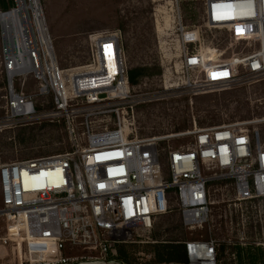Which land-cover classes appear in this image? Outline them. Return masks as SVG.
I'll return each instance as SVG.
<instances>
[{"label":"built area","instance_id":"2783aa9c","mask_svg":"<svg viewBox=\"0 0 264 264\" xmlns=\"http://www.w3.org/2000/svg\"><path fill=\"white\" fill-rule=\"evenodd\" d=\"M201 1L204 25L178 28L190 87L205 93L263 78L264 0ZM26 14L4 33L6 122L35 120V99L49 96L46 118L61 117L74 138L69 151L0 165V217L7 223L1 241L20 243L17 264H127L116 257L118 246L138 229L150 231L159 216L177 210L186 229L202 228L217 179L233 183L238 201L264 200L257 129L236 122L141 137L135 108L145 101L133 94L121 37L91 35L89 62L65 70L39 13L29 7ZM213 31L224 37H210ZM31 83L34 95L25 92ZM79 126L84 142L75 134ZM186 135L187 145H163ZM182 245L185 259L176 264H221L215 239Z\"/></svg>","mask_w":264,"mask_h":264},{"label":"rangeland","instance_id":"374dc122","mask_svg":"<svg viewBox=\"0 0 264 264\" xmlns=\"http://www.w3.org/2000/svg\"><path fill=\"white\" fill-rule=\"evenodd\" d=\"M45 17L61 68L86 65L90 58L89 37L99 33L118 34L128 69L148 67L146 75L132 86L133 94L144 103L135 108V126L141 137L177 135L197 128L245 122L257 129L264 143V77L249 80L227 90L200 93L188 83L181 64L182 24L193 30L203 23L201 0H37ZM30 4V0H26ZM17 6V0H0V165L17 160L34 159L71 150L73 132L66 129L61 117L46 118L52 112L51 98H36L38 117L28 123L6 122V74L2 65L4 30L1 16ZM5 10V11H4ZM206 30V29H204ZM211 36L223 34L208 32ZM213 34V35H211ZM191 35V34H190ZM238 49L243 44L237 45ZM190 50H194L190 46ZM231 54V53H230ZM229 57L224 54L222 58ZM31 83L27 94H36ZM77 117V123H81ZM76 136L84 142L86 133L79 126ZM192 136L173 137L164 146L187 145ZM210 205L207 223L188 230L177 210L159 216L153 228L138 229L129 241L120 244L123 256L116 257L127 264L157 263L156 252L166 253L164 246L182 244L187 239L212 238L218 249L225 245L221 264L234 263V248L264 250V200L238 201L234 185L229 180H214L210 184ZM2 196L0 191V209ZM7 223L0 217V262L17 264L19 242L4 245ZM180 246V245H179ZM22 252L25 244H21ZM175 253L177 250L169 249ZM165 257L168 255L164 254Z\"/></svg>","mask_w":264,"mask_h":264},{"label":"trees","instance_id":"16d2710c","mask_svg":"<svg viewBox=\"0 0 264 264\" xmlns=\"http://www.w3.org/2000/svg\"><path fill=\"white\" fill-rule=\"evenodd\" d=\"M5 11V10H4ZM151 69L148 67H134L131 69H128V78L129 83L131 86L137 85L142 78H144L146 75H151L150 72ZM180 245V246H179ZM175 249L177 250V253L175 256H173L175 253L172 251V253L169 251V249ZM123 247L119 246V253L121 256H123L122 252ZM163 249H165L166 253H159L156 252V259L154 260L157 263H164V262H182L185 259L184 251H183V245H173V246H164ZM225 250V245L218 249V260L220 261L222 259L223 251ZM236 261L235 264H264V250L263 249H255V254L251 251V248H242L241 246L237 245L233 250ZM168 255V257H165V255ZM227 264H234V263H227Z\"/></svg>","mask_w":264,"mask_h":264},{"label":"bare ground","instance_id":"6f19581e","mask_svg":"<svg viewBox=\"0 0 264 264\" xmlns=\"http://www.w3.org/2000/svg\"><path fill=\"white\" fill-rule=\"evenodd\" d=\"M36 1L37 0H30V4L28 5L26 3V0H17V6L13 10L2 14L1 19H2L4 33H8L7 30L9 29L7 27L9 26V28L11 29L13 22L19 23V20H17L18 18L19 19L21 18V21H22V16L27 15L26 13L29 7L33 8L35 12L39 13L38 15L39 20L40 22H42V25L44 28L42 29L45 30V27L47 28V26H46V23L44 22L43 12H42L41 6H39Z\"/></svg>","mask_w":264,"mask_h":264}]
</instances>
